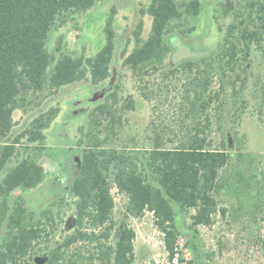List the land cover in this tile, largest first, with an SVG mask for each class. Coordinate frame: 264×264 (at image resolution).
Instances as JSON below:
<instances>
[{"label": "trees", "instance_id": "16d2710c", "mask_svg": "<svg viewBox=\"0 0 264 264\" xmlns=\"http://www.w3.org/2000/svg\"><path fill=\"white\" fill-rule=\"evenodd\" d=\"M100 1L0 0V171L15 155L22 140L27 144H42L44 131L58 114L57 107L50 108L13 135L12 114L21 108L29 94L44 87L58 89L79 84L87 76L92 86L108 79L115 52L114 11L106 20L105 43L95 55L73 57L63 51L60 42L56 46V59L46 50L49 34L64 24L67 15L86 12ZM250 8L254 12L250 11L247 18L236 15L239 22L229 28L219 46L223 50L218 54L219 59L227 58L224 66L218 65L223 76L225 70L233 71L238 52L246 59L251 46L262 50L264 3L253 1ZM200 11L199 0H150L146 8L138 11L132 31L134 46L123 65L139 72L161 66L171 52L170 44L195 30V27L171 30V23L192 19ZM145 15L150 17L151 25L144 39L142 17ZM235 30L237 37L233 35ZM191 50L206 58L214 54V50L206 47H191ZM180 67L186 73H196L185 91L189 106L186 115L190 120L174 147L165 148L162 137L156 133L148 150L130 149L131 141L117 147L116 129L121 121L112 106L101 104L89 113L80 166L73 170L66 163L53 184L55 192L68 190L77 199V221L88 223L91 231H77L64 241V249H53L47 259L38 260L37 264H134L135 233L125 223L116 226L111 218L114 204L112 187L105 175L108 172L116 190L127 197L130 216L138 218L145 211L152 213L170 260L176 254L177 235H181L183 246L191 255L185 264H206L196 227L210 225L218 211L226 213L225 208L218 206L219 193L231 201L235 218L242 213L251 233L257 236L260 232L264 226V182L255 158L241 153L242 141L237 139L239 153L232 163L234 168L227 173L232 157L229 142L222 140L213 146L210 139L209 108L220 94L210 90L215 68L203 58L185 60ZM234 82H230L232 87ZM115 96V92L109 95L113 101ZM221 106L220 103L218 107ZM131 108L132 102L128 101L126 109ZM243 108L241 104L234 108L230 114L232 122L239 120ZM44 174L40 164L22 159L0 182V264H31L34 244L41 231L33 217L26 216L24 203L17 200L10 205L8 197L16 190L36 188ZM185 210L194 211L189 227L179 224L180 214ZM111 238L113 245H106ZM85 241L97 244L94 257L78 261L67 254L69 248Z\"/></svg>", "mask_w": 264, "mask_h": 264}, {"label": "rangeland", "instance_id": "374dc122", "mask_svg": "<svg viewBox=\"0 0 264 264\" xmlns=\"http://www.w3.org/2000/svg\"><path fill=\"white\" fill-rule=\"evenodd\" d=\"M199 1L201 11L198 16L192 19L183 18L170 25V29L175 31L179 28L195 27L194 32L170 44L171 52L161 66H153L141 72L124 66L123 60L134 46L132 31L138 11L146 8L150 0H102L86 12L67 15L64 24L49 34L46 50L53 58L57 57L58 42L63 51L73 57L81 54L91 57L104 45L106 20L114 11L115 52L108 79L92 86L87 76L82 83L69 87H44L39 92L29 94L21 108L14 110L12 114L13 135H17L39 114L54 107L59 110L44 131V142L27 144L22 140L16 147L15 155L0 171L1 182L22 159L40 164L45 171L42 182L36 188L16 190L8 197L10 205L17 200L24 203L26 216H32L33 222L38 223L41 231V237L34 244L35 252L32 254L31 264L47 259L53 249H64V241L77 231H91L88 223L84 221L79 224L77 221V199L68 190L55 192L53 184L66 163L73 170L80 166V153L86 145L89 113L101 104L112 106L121 121L116 129L117 147L131 141L130 149L148 150L152 146L155 133L162 137L165 148L174 147L190 120L186 115L189 113V106L185 91L188 81L196 73L194 71L189 74L181 70L180 64L185 60L199 61L203 58L215 68L210 90L219 91L220 94L209 108L208 118L212 122L210 139L213 146H218L222 140L229 142L232 157L227 173L234 168L233 161L239 153L237 139H240L241 153L255 158L258 174L264 182V42L262 50L251 46L246 59L241 58L242 54L238 52L233 71L225 70V76L218 67L224 66L227 61L225 57L219 59V46L229 28L239 22L236 15L247 18L249 13L254 12L250 8L251 3H264V0ZM142 21V38L145 39L150 30L151 19L145 15ZM233 35L238 36L237 30ZM191 47L210 48L214 50V54L206 58L203 54L193 52ZM240 49L241 44L238 45V50ZM232 81H235L233 87L230 84ZM112 92L116 93L115 101L109 97ZM128 101L132 102L130 110L126 109ZM220 103L222 106L218 107ZM240 104L244 107L240 118L232 122L230 114ZM217 107L220 111H217ZM105 175L112 187V220L116 226L125 223L135 233L134 264H185L190 261L191 255L184 248L181 235H177L176 254L169 259L163 234L156 228L152 213L145 211L138 218L130 216L127 212V197L113 186L110 173ZM217 200L218 206L225 208L226 213L218 211L210 225L196 227L205 263L264 264V226L254 236L245 215L241 213L234 217L231 201L224 193H219ZM192 215L193 210L181 212L180 226L189 227ZM113 243L111 238L106 245L112 246ZM96 245L95 242L85 241L66 252L73 255L75 260L82 261L89 256L94 257Z\"/></svg>", "mask_w": 264, "mask_h": 264}, {"label": "water", "instance_id": "95a60500", "mask_svg": "<svg viewBox=\"0 0 264 264\" xmlns=\"http://www.w3.org/2000/svg\"><path fill=\"white\" fill-rule=\"evenodd\" d=\"M102 96V95H101ZM96 99V97H94V100Z\"/></svg>", "mask_w": 264, "mask_h": 264}]
</instances>
